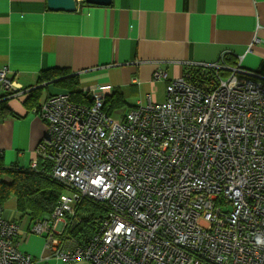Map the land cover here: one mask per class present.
I'll return each instance as SVG.
<instances>
[{"label": "built area", "instance_id": "1", "mask_svg": "<svg viewBox=\"0 0 264 264\" xmlns=\"http://www.w3.org/2000/svg\"><path fill=\"white\" fill-rule=\"evenodd\" d=\"M223 61L191 65L172 80L158 69L154 78L168 81L166 100L117 117L105 110L101 86L89 91L90 104L61 93L32 110L47 132L29 168L50 165L51 179L67 192L32 227L49 256L90 264H264V77ZM224 70L226 78L218 73ZM210 72L217 81L198 84ZM8 73L0 70V86L18 96ZM84 200L107 212L79 242L70 230ZM20 230L0 206V264L35 263L18 249Z\"/></svg>", "mask_w": 264, "mask_h": 264}, {"label": "crops", "instance_id": "2", "mask_svg": "<svg viewBox=\"0 0 264 264\" xmlns=\"http://www.w3.org/2000/svg\"><path fill=\"white\" fill-rule=\"evenodd\" d=\"M78 4L76 12H64L49 10L47 0H0V70H9L8 79L21 94L8 98L0 86V102L6 101L14 113L5 119L0 114V150L7 166L30 167L37 159L47 129L33 113V104L66 92L55 84L63 78L40 83L44 72L67 71L69 77H78L83 93L101 86L108 95L120 94L125 107L133 109L166 100L168 81L154 78L158 69L172 80L193 63H217L227 55L232 67L264 70V0ZM17 206V198H11L4 217L21 225L18 249L34 264H90L49 256L45 238L32 232L37 220L22 216Z\"/></svg>", "mask_w": 264, "mask_h": 264}, {"label": "trees", "instance_id": "3", "mask_svg": "<svg viewBox=\"0 0 264 264\" xmlns=\"http://www.w3.org/2000/svg\"><path fill=\"white\" fill-rule=\"evenodd\" d=\"M226 56L223 61L225 65H227ZM218 73L223 78L229 76L226 70L218 71ZM256 73L264 77V70H259ZM61 78L63 80L55 84L66 89L65 93H69L74 102L90 104L91 97L80 90L78 77H69L67 71L57 69L55 71L44 72L39 82L44 83ZM216 81L217 77L213 76L210 72L208 77L198 79V84L206 82L213 84ZM35 92H38V90ZM32 95L34 96V94ZM6 97H9V94ZM125 105L126 103L118 93H113V95L106 97L105 110L108 114H114L123 109H132L125 107ZM38 106L37 102L34 103L32 110ZM0 114L2 119L7 118L11 114L14 115L6 101L0 102ZM43 170L45 171L42 172ZM50 172V165H43L42 162H39L38 170L21 167L18 163H12L7 166L4 154L0 150V206L4 208V205L11 198L16 197L18 203L17 210L22 216L29 215L34 220H40L45 215H51L60 196L63 194V189L57 182L51 179ZM38 211L42 213L40 217L35 216ZM106 212L107 209L103 204L92 200H84L76 215L78 224L70 230L72 237L76 238L79 242H86L95 232Z\"/></svg>", "mask_w": 264, "mask_h": 264}, {"label": "water", "instance_id": "4", "mask_svg": "<svg viewBox=\"0 0 264 264\" xmlns=\"http://www.w3.org/2000/svg\"><path fill=\"white\" fill-rule=\"evenodd\" d=\"M90 6H110L113 0H85ZM78 0H47V7L51 11L76 12Z\"/></svg>", "mask_w": 264, "mask_h": 264}, {"label": "rangeland", "instance_id": "5", "mask_svg": "<svg viewBox=\"0 0 264 264\" xmlns=\"http://www.w3.org/2000/svg\"><path fill=\"white\" fill-rule=\"evenodd\" d=\"M224 57H225V56H223L222 58H224ZM194 64H201V63H193V64H191V65H194ZM226 66H228V67H230V68H235V67H236V66H235V67H232V66H230V65H228V64H227ZM226 71H227V70H226ZM56 95H57V94H56ZM158 100L161 101V97H160V96L158 97ZM117 115H118V112H115L114 116L117 117ZM38 117H39V116H38ZM46 129H47V124H46ZM29 161H30V159H28V160L26 161V164H27ZM21 162H22V164H23V160H22ZM26 167H28V165H27ZM63 193L66 194L67 192H66L65 190H63Z\"/></svg>", "mask_w": 264, "mask_h": 264}, {"label": "flooded vegetation", "instance_id": "6", "mask_svg": "<svg viewBox=\"0 0 264 264\" xmlns=\"http://www.w3.org/2000/svg\"><path fill=\"white\" fill-rule=\"evenodd\" d=\"M20 95H21V94H20ZM18 96H19V95H18ZM11 97H13V96L10 95L8 98H11ZM15 97H16V96H15Z\"/></svg>", "mask_w": 264, "mask_h": 264}]
</instances>
